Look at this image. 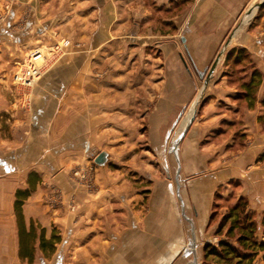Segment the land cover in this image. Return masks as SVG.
<instances>
[{
	"label": "crops",
	"instance_id": "obj_1",
	"mask_svg": "<svg viewBox=\"0 0 264 264\" xmlns=\"http://www.w3.org/2000/svg\"><path fill=\"white\" fill-rule=\"evenodd\" d=\"M258 1L0 0V58L17 32L26 53H50L57 32L73 42L31 105L0 85V264H197L219 237L220 200L244 197L264 219V5L249 14ZM226 42L262 73L252 106L219 70L204 89ZM197 91L200 113L175 152ZM30 185L19 218L16 192Z\"/></svg>",
	"mask_w": 264,
	"mask_h": 264
},
{
	"label": "trees",
	"instance_id": "obj_2",
	"mask_svg": "<svg viewBox=\"0 0 264 264\" xmlns=\"http://www.w3.org/2000/svg\"><path fill=\"white\" fill-rule=\"evenodd\" d=\"M228 62L244 65L248 62L252 63L253 60L246 48L239 47L226 54L225 63ZM226 75L231 84L238 86L239 99H243L249 106H252L256 101V94L261 85V71L254 66L252 72L245 73L244 78L240 76L233 78L236 74L233 75L232 73ZM35 175H30L29 184L34 178L32 176ZM31 187L30 185L26 190L16 192L15 205L19 218L22 217L21 205L30 195ZM224 231H226L227 238H221L218 245L208 243L204 246L205 258H210L217 264H254L256 258L262 253L264 260V219L260 223L255 219V214L249 210V202L246 198L240 197L237 202L229 206L228 211L222 217L216 234L220 235ZM260 231L263 238L259 237ZM31 242H36V238H32ZM40 244L44 247L45 240L43 238H41Z\"/></svg>",
	"mask_w": 264,
	"mask_h": 264
},
{
	"label": "rangeland",
	"instance_id": "obj_3",
	"mask_svg": "<svg viewBox=\"0 0 264 264\" xmlns=\"http://www.w3.org/2000/svg\"><path fill=\"white\" fill-rule=\"evenodd\" d=\"M57 33H59V34L55 35V39H56L55 43L56 44L54 46V49H51L50 53H47L48 49L42 51L40 48L32 49L31 51H28L27 53L24 52L25 50L23 49V45H18L17 46V44H20L22 42L24 43L25 40H26V38L24 39V37H27L28 34H27V32H17L16 33L17 34L16 37L18 38V40H21V42L20 43L18 42L15 45V47L11 50V52L7 53L8 54L7 58H5L4 56H3V58H0L1 61H2V63H0L1 64V67H0V85L3 88V92L4 91L5 92H11L13 90L12 87L14 88L15 91H16V89H18L19 96L21 95V97L25 100V106H27V104H30V105L32 104V101H33L32 100L33 99V91H32V89L35 87V85L41 79L42 75L46 71V68L51 66L54 63L55 60H59L60 59L59 57H62L64 54H67V52L69 51L70 45L73 43L65 35L59 36L61 32H57ZM33 34L35 35V40H36L39 37L38 36L39 34H37V32H34ZM46 34H48V33H46ZM46 34L42 36L45 41H47ZM39 39H41V38L39 37ZM15 43H16V41H15ZM35 51H40L43 54V58L40 59L39 62L37 63L41 67L42 75L39 78V80L33 86L24 87L22 84L18 83L15 80V76H16V74H18L22 70H24V68L26 67V64H27L28 57L30 55H32V53L35 52ZM220 51H222V50H220ZM228 52H229V48L227 46L224 49V52H223V54H222V56H221V58L219 60V63L217 64V66L215 68V71L219 70V71H221L223 73V75H226V74H229V73H232L233 75L236 74V75L233 76V78L239 77V76L241 78H244L246 76L245 73L249 74L250 72H252L254 66H256L259 69V66L257 65V63L253 59L252 60H253L254 63L253 62L252 63L248 62V63H246L244 65H235V64H233L231 62L225 63V56H226V54ZM219 53L220 52H218L216 54V56L214 57V59L212 60V62H210L208 64L207 71H209V69L211 68V66L213 64V61L215 60V58L217 57V55ZM249 54L251 55L250 51H249ZM3 60L6 61V62H3ZM7 62H8V64H7ZM5 81H7V82H5ZM199 94L200 93L197 91V94H196L197 96L193 100H191L188 110L183 115V117H184L183 119L184 120H182V121L183 122L185 121V123H183L185 126H186L188 120L190 119V117L193 114L194 106H196L195 107L196 108V115H195L194 119H196V117L200 113V105L202 104V100L203 99H201V96ZM3 115H4L3 121H5L6 118H5V113L4 112H3ZM179 124L181 125V121H180ZM181 128H182L181 126L175 127L173 136L171 138L174 141V143H177L176 152L178 151V147H179L180 142H181V140H179V134H180L179 129H181ZM177 130H178V132H177ZM87 180L88 181H84V182L85 183L88 182V184L90 185L91 182H92V176H91L90 173H88V179ZM3 189L4 188H2L0 186V194L7 193ZM59 199H60V196H59ZM1 202H2V200H1ZM230 204L231 203H229V200H224V199L220 200V202H219V206L220 207H219L218 212H220V213L221 212H223V213L227 212ZM218 236L220 238H227L226 231H224L222 234H220ZM218 238H214L212 240V242H210V243L217 245L218 244ZM259 258H261V257H259ZM197 264H215V263L210 258H205L204 254H201V259L198 260Z\"/></svg>",
	"mask_w": 264,
	"mask_h": 264
},
{
	"label": "built area",
	"instance_id": "obj_4",
	"mask_svg": "<svg viewBox=\"0 0 264 264\" xmlns=\"http://www.w3.org/2000/svg\"><path fill=\"white\" fill-rule=\"evenodd\" d=\"M42 58L43 54L40 51L33 52L32 55L28 57L27 64L24 70L16 74L15 80L18 83L22 84L24 87L33 86L42 75L41 67L39 66V64H37ZM87 174L83 176L84 179H88Z\"/></svg>",
	"mask_w": 264,
	"mask_h": 264
},
{
	"label": "water",
	"instance_id": "obj_5",
	"mask_svg": "<svg viewBox=\"0 0 264 264\" xmlns=\"http://www.w3.org/2000/svg\"><path fill=\"white\" fill-rule=\"evenodd\" d=\"M262 5H264V0H261V1L257 2L256 4H254L250 8L249 14H251L253 11H255L256 9H258ZM228 44H229V42H226L225 48L228 46ZM224 49L217 55V57L215 58L212 66H211V68L209 69L208 75H207V78H206V81H205V84H204V89L207 87L208 81H209L210 77L213 75V73L215 71V68H216L217 64L219 63V60H220V58H221V56H222V54L224 52ZM195 107L196 106H194L193 114L190 117V119L188 120V123L186 124L185 129H184L182 135L179 137V140H181V138L183 137L185 131L188 129L189 125L193 122V120L195 118V115H196V108ZM176 149H177V143H175V145H174L175 152H176ZM107 159H108V154L106 152H101L95 158V163L98 164V165H104L106 163Z\"/></svg>",
	"mask_w": 264,
	"mask_h": 264
},
{
	"label": "bare ground",
	"instance_id": "obj_6",
	"mask_svg": "<svg viewBox=\"0 0 264 264\" xmlns=\"http://www.w3.org/2000/svg\"><path fill=\"white\" fill-rule=\"evenodd\" d=\"M194 109V108H193ZM188 123V122H187Z\"/></svg>",
	"mask_w": 264,
	"mask_h": 264
}]
</instances>
